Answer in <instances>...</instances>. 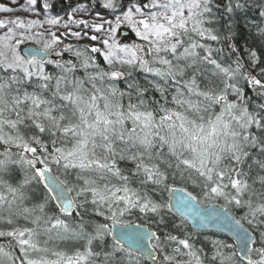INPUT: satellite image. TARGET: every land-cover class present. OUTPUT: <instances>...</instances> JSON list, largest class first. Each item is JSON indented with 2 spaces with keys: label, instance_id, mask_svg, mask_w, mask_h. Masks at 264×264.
<instances>
[{
  "label": "snow or ice",
  "instance_id": "snow-or-ice-1",
  "mask_svg": "<svg viewBox=\"0 0 264 264\" xmlns=\"http://www.w3.org/2000/svg\"><path fill=\"white\" fill-rule=\"evenodd\" d=\"M0 264H264V0H0Z\"/></svg>",
  "mask_w": 264,
  "mask_h": 264
},
{
  "label": "trees",
  "instance_id": "trees-1",
  "mask_svg": "<svg viewBox=\"0 0 264 264\" xmlns=\"http://www.w3.org/2000/svg\"><path fill=\"white\" fill-rule=\"evenodd\" d=\"M55 11L60 12L62 14L63 13V6L58 4Z\"/></svg>",
  "mask_w": 264,
  "mask_h": 264
},
{
  "label": "water",
  "instance_id": "water-1",
  "mask_svg": "<svg viewBox=\"0 0 264 264\" xmlns=\"http://www.w3.org/2000/svg\"><path fill=\"white\" fill-rule=\"evenodd\" d=\"M210 231H211V229H210Z\"/></svg>",
  "mask_w": 264,
  "mask_h": 264
},
{
  "label": "rangeland",
  "instance_id": "rangeland-1",
  "mask_svg": "<svg viewBox=\"0 0 264 264\" xmlns=\"http://www.w3.org/2000/svg\"><path fill=\"white\" fill-rule=\"evenodd\" d=\"M63 14V13H62Z\"/></svg>",
  "mask_w": 264,
  "mask_h": 264
}]
</instances>
